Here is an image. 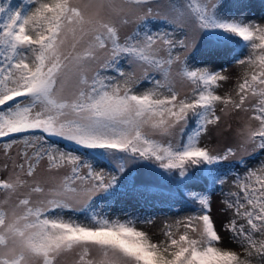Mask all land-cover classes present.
I'll use <instances>...</instances> for the list:
<instances>
[{"label":"snow or ice","instance_id":"6c2138e0","mask_svg":"<svg viewBox=\"0 0 264 264\" xmlns=\"http://www.w3.org/2000/svg\"><path fill=\"white\" fill-rule=\"evenodd\" d=\"M247 8L0 0V264H264V14ZM190 53L205 59L193 66ZM216 58L247 69L232 93L217 94L229 77L209 67ZM218 106L246 120L234 145L213 152L201 141L220 125ZM42 162L68 171L42 177ZM233 169L218 221L212 196ZM172 184L195 207L162 239L138 226L149 217L98 211Z\"/></svg>","mask_w":264,"mask_h":264},{"label":"rangeland","instance_id":"374dc122","mask_svg":"<svg viewBox=\"0 0 264 264\" xmlns=\"http://www.w3.org/2000/svg\"><path fill=\"white\" fill-rule=\"evenodd\" d=\"M263 9L262 14H264V0H262V7ZM160 12L166 11V9L161 8L159 9ZM259 19V16L257 17ZM132 26H129L125 31H130ZM247 69L243 66H240L236 63H231L227 68L223 69L222 74L227 75L229 77V80L226 82H221V87L219 88L220 95H225L228 93H232V90L236 84V82L241 78L243 73ZM137 75L140 74V70L136 69ZM175 73V69H174ZM175 87L180 94L186 95L189 94L191 91V85L187 83H183L179 80V78L175 81ZM219 107H217V114L221 115V122L219 127H210L208 135L203 137L202 144L206 145L209 149H211L213 152H220L224 150L226 147L230 145H234L235 139H236V132L238 129H240L243 126L244 121L246 120V116H244L243 113L237 115L234 113H230L228 115H224L220 113ZM159 139V137H157ZM173 142L179 141V135L177 133L176 136L173 138ZM0 149H2V144H0ZM16 148L12 149V154L15 155ZM4 161L3 152L0 151V166H2V163ZM45 167L44 162H42L41 168L38 171V175L42 177H47L49 175L55 176L57 179L62 177L64 174L67 173V169H61L59 172H53V173H45L43 171ZM97 170L101 169V166L96 165ZM232 185V178L226 181L224 184V187L227 189H231ZM173 184L172 185H165L162 189H157L160 191H172L173 190ZM213 199V211L214 215L216 216V219L219 221L220 213L219 209L221 207V200L223 199L221 194L214 193L212 196ZM162 208L155 210V209H149L147 212H145L143 209H141L142 216L143 217H149L153 221L151 224H139V227L144 228L147 230L151 235H153L154 239H162L163 237L160 235L161 230L163 229L164 225L167 224H174L175 221L183 219L184 217L191 215V212L187 210H167V211H161ZM110 216H113V212L108 213ZM121 216H123V213H121ZM219 226V225H218ZM182 230V229H181ZM226 247H235L234 244H230L228 242V237L225 235L224 240ZM76 259V257L69 255L68 257H65L63 264H73V261Z\"/></svg>","mask_w":264,"mask_h":264},{"label":"trees","instance_id":"16d2710c","mask_svg":"<svg viewBox=\"0 0 264 264\" xmlns=\"http://www.w3.org/2000/svg\"><path fill=\"white\" fill-rule=\"evenodd\" d=\"M13 2L19 3V2H21V0H13ZM245 2L249 4V8L245 9L244 11L248 15H250L251 17L258 19L257 17L260 16L262 14V11H263V9L261 8L262 7V0H245ZM247 51H248L247 49H243V54L247 55ZM189 55L192 56L191 53ZM203 59H205V57L195 55V56H192L190 63L193 66H197L200 64L201 60H203ZM231 63L232 62L225 63L223 58H216L214 64H210L209 67H215L216 71H221V68L216 67V65H223V69H225ZM124 67H125L126 71H132L133 70L131 67H129L127 65H125ZM109 74L114 75V73H109ZM217 94L220 95L219 89L217 90ZM201 143H202V141H201ZM0 144H2V143H0ZM93 155H95V154L93 153ZM96 165L102 167L103 161H101L99 164H96ZM237 171H242V170H240V169L231 170L230 174L225 177V180L227 181L230 178H232L236 174ZM189 187H191V186H189ZM172 188H173L172 191H160V190L154 189L153 194L151 195V197L149 198L147 203H144L143 201H141L139 204H137L135 201H131L130 203H117L112 207L111 210L106 209L103 204H100L98 207V211H101L102 213L103 212H108V213L113 212L114 213L113 217H114V216H121V213H122L121 209H124L129 215H134V216H138V217H142V218H143V216H142L143 212L141 211V209H143L145 212H147L149 209L158 210L160 208H162L161 211L187 210V211L191 212V208H193L195 206L192 205L190 202L186 204L185 198H182L180 195L181 193H186L188 191V188H184L182 186L178 188L175 184H173ZM202 188H203V185L201 184L198 188L193 189V190H202ZM229 190L230 189H227L224 186L222 189L220 188V186H217L215 193L221 194L223 191V193L227 194V192ZM231 190H234V189H231ZM221 196H222V194H221ZM121 218H123V216H121ZM253 264H259L258 259L254 260Z\"/></svg>","mask_w":264,"mask_h":264}]
</instances>
